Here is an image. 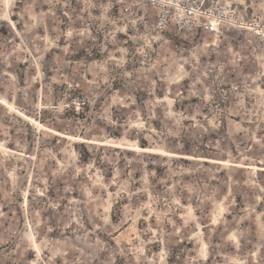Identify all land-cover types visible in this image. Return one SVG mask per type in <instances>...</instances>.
I'll use <instances>...</instances> for the list:
<instances>
[{
    "label": "rangeland",
    "instance_id": "374dc122",
    "mask_svg": "<svg viewBox=\"0 0 264 264\" xmlns=\"http://www.w3.org/2000/svg\"><path fill=\"white\" fill-rule=\"evenodd\" d=\"M180 1L0 0V99L97 142L0 105V264H264V0Z\"/></svg>",
    "mask_w": 264,
    "mask_h": 264
},
{
    "label": "built area",
    "instance_id": "2783aa9c",
    "mask_svg": "<svg viewBox=\"0 0 264 264\" xmlns=\"http://www.w3.org/2000/svg\"><path fill=\"white\" fill-rule=\"evenodd\" d=\"M149 1L151 5L157 10V16L155 20V27L160 31H166L170 26H174L178 31L185 30L188 26L191 29L194 24L195 17H201V8L194 2L189 5V10L185 12L183 10V4L180 0H142ZM194 7L198 8L199 12H195ZM207 11V10H206ZM200 26L198 27V29ZM203 31L208 34H216L219 29L213 19H209L205 25H203Z\"/></svg>",
    "mask_w": 264,
    "mask_h": 264
},
{
    "label": "bare ground",
    "instance_id": "6f19581e",
    "mask_svg": "<svg viewBox=\"0 0 264 264\" xmlns=\"http://www.w3.org/2000/svg\"><path fill=\"white\" fill-rule=\"evenodd\" d=\"M8 1V0H7ZM8 3V2H7ZM7 15V14H6ZM11 22V21H10ZM0 105L2 106H7L8 109H10L14 114L18 115L21 119H23L25 122L35 126L37 129H40L42 131H46L47 132H50L52 134H54L55 136L57 137H60V138H63V139H67L69 141H73L74 143H86V144H94V143H97V142H94V140H88V139H83L81 137H73V136H70V135H67V134H64L60 131H55V130H52L51 128L47 127V126H44L42 125L40 122H38L36 119H33L32 117L28 116L27 114L21 112V111H18L16 108H14L12 105H10L8 102H6V100L4 99H0ZM49 134V133H48ZM101 143V142H100ZM110 143V142H109ZM99 144V143H98ZM103 144V143H101ZM3 145V144H2ZM1 145V147H2ZM118 143H116V147H119ZM108 146V145H107ZM122 146V144H121ZM110 147V146H109ZM121 148V147H119ZM127 148V147H126ZM8 150V149H7ZM129 150L131 151H134V152H138V151H143V152H148V153H151L153 155H158V156H169L170 154H168L166 151H164L163 149L161 148H157V147H149V148H144V147H141L137 144H134L131 146V149L129 148ZM14 152V151H12ZM174 155V154H173ZM172 155V156H173ZM171 156V155H170ZM169 156V157H170ZM182 156V155H181ZM180 156V157H181ZM175 157V156H174ZM178 157V156H177ZM182 159H189V160H193L194 158H191V157H188V156H182L181 157ZM196 159V158H195ZM203 160V159H202ZM204 162L206 161H210L212 163H216V164H221L223 163L222 161H216V160H203ZM239 167H245L243 166V164L239 165ZM251 168V167H250ZM260 170H264L263 168H259ZM37 246V245H36Z\"/></svg>",
    "mask_w": 264,
    "mask_h": 264
}]
</instances>
